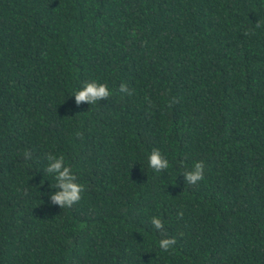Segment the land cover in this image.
<instances>
[{
    "label": "trees",
    "instance_id": "1",
    "mask_svg": "<svg viewBox=\"0 0 264 264\" xmlns=\"http://www.w3.org/2000/svg\"><path fill=\"white\" fill-rule=\"evenodd\" d=\"M92 80L113 94L77 105ZM0 264H264V0H0Z\"/></svg>",
    "mask_w": 264,
    "mask_h": 264
},
{
    "label": "clouds",
    "instance_id": "2",
    "mask_svg": "<svg viewBox=\"0 0 264 264\" xmlns=\"http://www.w3.org/2000/svg\"><path fill=\"white\" fill-rule=\"evenodd\" d=\"M256 28L262 27L261 22L255 23ZM245 34H252V29ZM133 37L136 35L132 33ZM119 91L129 96L133 95V90L130 89L127 84H121ZM112 91L109 89L106 83H101L97 80L85 82L81 89L77 90L73 95L77 105L87 102L89 105H95L103 99H107L112 95ZM147 99V98H146ZM173 103H179V99L173 97L169 101V107ZM80 136L81 133H77ZM24 157L26 160H31L32 153L25 151ZM45 159L47 161L44 171L51 175L55 180V184H51V188L55 191L49 193L51 201L54 204H58L60 208H71L74 204H77L82 199V194L86 191V186L79 182L77 174L73 171L71 165L66 163L65 156L57 155L54 152L46 154ZM149 167L155 172H162L169 168V161L159 149H153L148 157ZM181 167H185L183 161L180 162ZM205 164L203 161L195 162L190 169L183 172L186 184L196 185L200 181L205 179L204 175ZM184 213H179L180 217H183ZM152 225L158 231H161L162 238L159 240V247L165 252H169L174 249L177 240L174 237H168L163 235L164 222L161 217L153 216L151 220Z\"/></svg>",
    "mask_w": 264,
    "mask_h": 264
}]
</instances>
